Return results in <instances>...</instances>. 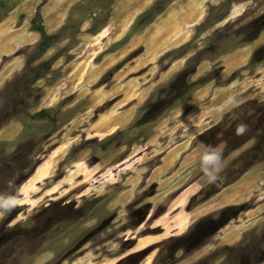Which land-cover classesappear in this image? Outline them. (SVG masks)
Here are the masks:
<instances>
[{
  "label": "rangeland",
  "instance_id": "obj_1",
  "mask_svg": "<svg viewBox=\"0 0 264 264\" xmlns=\"http://www.w3.org/2000/svg\"><path fill=\"white\" fill-rule=\"evenodd\" d=\"M0 45V264H264V161L199 210V136L264 110V0H0Z\"/></svg>",
  "mask_w": 264,
  "mask_h": 264
},
{
  "label": "flooded vegetation",
  "instance_id": "obj_2",
  "mask_svg": "<svg viewBox=\"0 0 264 264\" xmlns=\"http://www.w3.org/2000/svg\"><path fill=\"white\" fill-rule=\"evenodd\" d=\"M234 116H241L243 112L241 109L234 110ZM240 123L247 124V131L243 135H236L235 129ZM214 127V128H213ZM206 134H202L200 137L201 146L205 148L207 145H213L223 148V158L233 157L232 166L228 167L226 171H222V179H217V182L214 183V188L210 190H215L216 192L208 198L211 199L216 196L219 192L227 189L228 187L236 184L242 176H244L249 169L241 172L242 170L237 165L241 160L252 158V161H264V110L259 111L255 114L254 118H240L234 119L233 117H227L220 119L213 125H210L205 130ZM192 140V139H191ZM191 145L188 149L193 150L194 148ZM241 171H240V170ZM221 173V172H220ZM234 175L231 179L227 180L226 175ZM237 216V215H235ZM234 216V217H235ZM226 225H223L218 231H221ZM216 233H212L208 238H213ZM206 244H199L195 248H180L183 251H189L190 253H197L202 250ZM243 246H241L242 248ZM240 248V249H241ZM192 256V255H191ZM241 256H237V260Z\"/></svg>",
  "mask_w": 264,
  "mask_h": 264
},
{
  "label": "clouds",
  "instance_id": "obj_3",
  "mask_svg": "<svg viewBox=\"0 0 264 264\" xmlns=\"http://www.w3.org/2000/svg\"><path fill=\"white\" fill-rule=\"evenodd\" d=\"M188 125L185 124V128ZM247 124L240 123L236 129V135H243L247 131ZM223 164V148L213 145L205 146L199 159V165L202 173L207 177L209 184L217 182L218 173ZM16 205V199L13 196L0 197V215H6L11 212Z\"/></svg>",
  "mask_w": 264,
  "mask_h": 264
},
{
  "label": "bare ground",
  "instance_id": "obj_4",
  "mask_svg": "<svg viewBox=\"0 0 264 264\" xmlns=\"http://www.w3.org/2000/svg\"><path fill=\"white\" fill-rule=\"evenodd\" d=\"M4 47H6V46L0 45V53L4 51V49H5ZM6 49H7V47H6ZM248 187L249 186H247L244 183H239L234 188H232L231 190H225V192L220 193L217 198H221V201L218 204H216L215 201L212 200L211 202H208L207 205H205L203 208H201L199 210H206V209L212 210L213 208L215 209L218 207H224L230 201L239 200L244 196V192L248 190ZM26 190L28 192L30 191L29 188L28 189L26 188ZM215 205H217V206H215ZM198 216H200V214H198V211H195L194 213H192V215H190V217H187V221H189V218L193 219V218L198 217ZM145 243H146V241L144 239L139 241V245H141V246H143V244H145Z\"/></svg>",
  "mask_w": 264,
  "mask_h": 264
},
{
  "label": "trees",
  "instance_id": "obj_5",
  "mask_svg": "<svg viewBox=\"0 0 264 264\" xmlns=\"http://www.w3.org/2000/svg\"><path fill=\"white\" fill-rule=\"evenodd\" d=\"M40 34V42L38 44V52L42 53L50 43V40L54 39V36H48L42 26L34 29Z\"/></svg>",
  "mask_w": 264,
  "mask_h": 264
},
{
  "label": "crops",
  "instance_id": "obj_6",
  "mask_svg": "<svg viewBox=\"0 0 264 264\" xmlns=\"http://www.w3.org/2000/svg\"><path fill=\"white\" fill-rule=\"evenodd\" d=\"M2 55H4V54H2ZM226 245V244H225Z\"/></svg>",
  "mask_w": 264,
  "mask_h": 264
}]
</instances>
